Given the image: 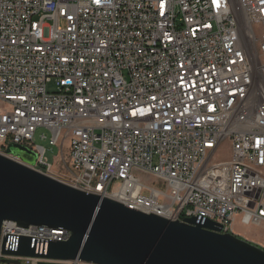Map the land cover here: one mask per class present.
<instances>
[{"label": "built area", "instance_id": "1", "mask_svg": "<svg viewBox=\"0 0 264 264\" xmlns=\"http://www.w3.org/2000/svg\"><path fill=\"white\" fill-rule=\"evenodd\" d=\"M9 144L127 209L264 234V0H0V154ZM69 235L4 222L0 264L40 261L2 255L3 238L41 256Z\"/></svg>", "mask_w": 264, "mask_h": 264}, {"label": "water", "instance_id": "2", "mask_svg": "<svg viewBox=\"0 0 264 264\" xmlns=\"http://www.w3.org/2000/svg\"><path fill=\"white\" fill-rule=\"evenodd\" d=\"M35 163L36 154L21 145L9 144L0 154V234L4 222H13L70 235L49 243L41 256L29 238H21L16 251L6 250L3 238L4 256L39 259L37 264H264V249L224 233L214 222L171 221L133 211L43 174L32 168Z\"/></svg>", "mask_w": 264, "mask_h": 264}, {"label": "rangeland", "instance_id": "3", "mask_svg": "<svg viewBox=\"0 0 264 264\" xmlns=\"http://www.w3.org/2000/svg\"><path fill=\"white\" fill-rule=\"evenodd\" d=\"M45 136V138H42ZM50 132L44 128H38L34 134L33 142L36 146H40L45 149V158L48 163L51 165H55L58 156L60 155V149L57 146H52L49 144ZM230 157L228 144L227 142H223L220 146L219 152L216 155V158L220 160H228ZM16 160V159H15ZM19 161V160H17ZM62 169L55 168L54 169V178H60L63 174ZM233 231L235 235L241 239H245L263 249L261 245L264 244V234L262 227H246L242 226L239 223L238 218H236L233 222Z\"/></svg>", "mask_w": 264, "mask_h": 264}]
</instances>
